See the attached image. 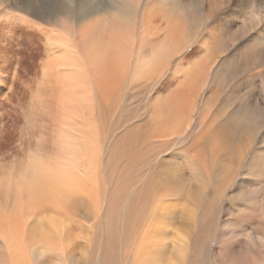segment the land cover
<instances>
[{
  "label": "bare ground",
  "instance_id": "1",
  "mask_svg": "<svg viewBox=\"0 0 264 264\" xmlns=\"http://www.w3.org/2000/svg\"><path fill=\"white\" fill-rule=\"evenodd\" d=\"M62 1L0 0L62 28L0 170V264H264V0Z\"/></svg>",
  "mask_w": 264,
  "mask_h": 264
},
{
  "label": "rangeland",
  "instance_id": "2",
  "mask_svg": "<svg viewBox=\"0 0 264 264\" xmlns=\"http://www.w3.org/2000/svg\"><path fill=\"white\" fill-rule=\"evenodd\" d=\"M8 1L13 2L14 4L18 2V0H8ZM187 1H190V0H187ZM62 2H63L62 0H49L50 7L59 6V5H61ZM10 12H11V14H13L12 20L7 21L6 18L0 19V114L2 113V115H3L2 123L4 124V127L6 128V130L9 131V134H8V131H6L7 136L3 140L0 141V145H3L4 143H5V145L7 143H8L7 145H9V143H10V145L8 146L9 147L8 149L15 151L17 155L16 154H10L11 152L9 153V155L10 156L12 155L11 156L12 158L10 156H6V155L4 156L3 155L2 159H0V162H1L0 170H2L5 167H9L10 165H12V163H15L14 160L19 158V156H18V154L20 153L19 151L26 149V147H28L29 141L31 142L32 147L35 146L34 145V143H36L35 137H38V135H39L38 133L41 130L40 124H38V122L41 121L42 119H44L45 116L43 115L41 110H39L40 112L39 111L37 112V110L35 108L36 106L31 105V104H33V99H34V96L36 95V93L39 90H41V87H42L41 84L46 83V81L48 79V78L44 77V69L46 68L45 62L47 61L49 54H50V49L48 48V46L46 44V40H45L46 35L42 32H43V29L47 32H52V31H59L60 32L62 29L60 27L61 25H59L60 21H59V23H57L58 21L57 22L51 21V24H50V22L48 23L46 21L47 22L46 23V22H43L39 19L34 18L33 16L31 17L27 13H20L19 11H14L13 8H12V11H10ZM15 15L18 17V19L17 18L15 19V17H16ZM14 20H15V22H14ZM52 23H54V24H52ZM69 24H71L70 26L72 27V29L75 28L76 24L72 25L71 22H69ZM7 43H8V45H7ZM44 58H45V61H44ZM15 60H16V62H15ZM263 65H264V62H263ZM256 71H259V70L257 69ZM32 73H34V74H32ZM253 73L254 72H252L251 74H253ZM262 80L264 81V75L262 76ZM260 81H261V79H259V83L257 84L259 86V89H256V91L257 90L260 91L262 88ZM30 82L32 83V85L30 84ZM33 84L40 85V87L33 85ZM20 95H22V96H20ZM24 95H26V96H24ZM134 95L136 97V94H131V97L133 98ZM6 98H7V100H6ZM15 98H16V100H15ZM23 106L26 108H24ZM259 106L261 107V109L263 111L264 110V103L260 102ZM22 108L24 111H22ZM29 109H31V110H29ZM33 109H34V111H33ZM29 111H30V113H29ZM25 112H26V114H25ZM21 113H22V115H21ZM37 113H39L38 116H37ZM263 113H264V111H263ZM22 116L24 119L22 118ZM37 117L39 119H36ZM26 120H27V122H25ZM19 121L21 123H19ZM6 123H8V124H6ZM27 125H29V126H27ZM32 125H33V127H32ZM10 127H11V129H10ZM23 127H25V128L23 129ZM36 127H38V129ZM28 128H29V130H28ZM11 130H13V131H11ZM32 130H35V132ZM37 131H38V133H36ZM9 135H11V136H9ZM31 136H33L34 138ZM7 137L9 139L11 138L12 141H10ZM12 137H13V139H12ZM14 139H15V141H14ZM18 139L20 141L22 139L23 140L20 143H18V141H17ZM16 141H17V144H19L17 146L14 143ZM11 142H13L14 145ZM254 145H255L256 149H258V148L263 149L264 148V131H263V134L259 135L258 138L255 140ZM18 148H19V150H18ZM15 152H13V153H15ZM2 164H6L7 166L2 165ZM238 179L246 181L250 178L248 176H246L245 174H243L242 176H239ZM222 205H223V207L227 206V202L224 201L222 203ZM214 243L215 242H211L210 245L207 247L208 253L217 248L216 244H214ZM229 243L233 247H236V246L242 247L246 243V240L244 237H240L239 239H232Z\"/></svg>",
  "mask_w": 264,
  "mask_h": 264
}]
</instances>
